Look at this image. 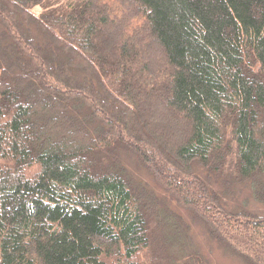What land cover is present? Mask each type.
I'll return each mask as SVG.
<instances>
[{
    "label": "trees",
    "instance_id": "obj_1",
    "mask_svg": "<svg viewBox=\"0 0 264 264\" xmlns=\"http://www.w3.org/2000/svg\"><path fill=\"white\" fill-rule=\"evenodd\" d=\"M124 152L264 264V0H0V264H181Z\"/></svg>",
    "mask_w": 264,
    "mask_h": 264
},
{
    "label": "rangeland",
    "instance_id": "obj_2",
    "mask_svg": "<svg viewBox=\"0 0 264 264\" xmlns=\"http://www.w3.org/2000/svg\"><path fill=\"white\" fill-rule=\"evenodd\" d=\"M36 11L39 13L40 9L37 8ZM122 155L124 164L133 177L132 181L137 185L144 186L148 192L147 196L153 195L160 208L169 212L168 220H173L180 228L181 233H177L175 237L179 240V245H182L181 249H184L186 253L181 257V264H246L241 258L214 241L203 223L193 218L188 212L178 208L166 192L156 185L149 172L134 159L132 154L124 152ZM194 169L197 172L196 163ZM200 173L208 176L203 170ZM212 185L218 190L224 204L229 209L236 211L251 210L264 215V202L256 199L251 188L247 185H232L230 182V186L225 188L217 180H213ZM175 250L179 249L175 248ZM195 253L201 255L202 260H196L198 258L196 256L191 257V254L195 255Z\"/></svg>",
    "mask_w": 264,
    "mask_h": 264
}]
</instances>
